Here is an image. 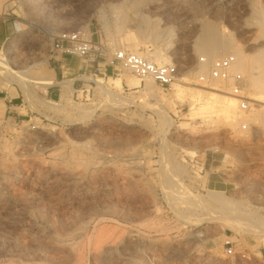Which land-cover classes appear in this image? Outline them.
Listing matches in <instances>:
<instances>
[{
  "label": "rangeland",
  "instance_id": "obj_1",
  "mask_svg": "<svg viewBox=\"0 0 264 264\" xmlns=\"http://www.w3.org/2000/svg\"><path fill=\"white\" fill-rule=\"evenodd\" d=\"M251 1L149 0L133 8L131 0H0L11 30L0 53L8 67L0 69V96L9 91L29 111L14 120L0 107V264H264V230L224 225L238 213L264 219V103L247 100L244 109L236 100L232 120L196 90L229 93L210 79L209 62L240 48L244 93L264 101V90L252 87L264 39L249 43L262 38L264 19L261 29ZM145 21L160 26L158 37L134 34ZM209 27L232 43L212 58L198 48ZM64 31L102 45L107 59H95L106 63L115 48L158 50L166 61H154L176 63L178 77L164 90L117 65L113 75L75 73V83L67 76L72 83L47 97L37 81ZM27 79L40 102L23 92Z\"/></svg>",
  "mask_w": 264,
  "mask_h": 264
},
{
  "label": "bare ground",
  "instance_id": "obj_2",
  "mask_svg": "<svg viewBox=\"0 0 264 264\" xmlns=\"http://www.w3.org/2000/svg\"><path fill=\"white\" fill-rule=\"evenodd\" d=\"M131 1H132V7L136 8L138 6H141L144 3V1L147 2L149 0H131ZM165 1L169 2L170 0H165ZM171 1H176V0H171ZM183 1L184 0H182V2ZM251 5L254 7V9H255L254 12L259 17L258 20H256L255 22H256L257 26L262 29L263 19H264L263 18V16H264V5H262L259 2V0H252L251 1ZM136 12L138 13V11H136ZM149 23H150L149 21H145V24H144L143 27H141L139 25L135 26L134 34H136V35H141V34L150 35L151 34V35H155V36L158 37L159 36L158 31L160 29V26L155 27V28H151V25ZM250 27H253V26H250ZM245 28L248 29V27H246V26H245ZM180 31L181 30H179L178 32L180 33ZM203 34L207 35L206 39L204 41V44L199 45L198 48L204 50L205 54H206V56L208 58H212L214 56H218V51L219 50L225 51L227 48L232 47V43L230 41H228L225 38H222V36H220V34H223V32L219 31L216 28L215 29L214 28H210V27L209 28H205L204 31H203ZM262 39H264V34H263L262 38L260 36L252 38L249 43L258 44V43H260L262 41ZM14 44H15V40H13L10 43L11 46L14 45ZM234 53L238 57L242 56V52H241L240 48H235ZM231 54H233V53H231ZM141 56H143V55H141ZM143 57L150 59L152 62H155L154 60H156V59L157 60L159 59L160 62H165L166 61L165 58L163 57V54L160 53L158 50H156L151 56L148 55V56H143ZM253 58H254V61H255V64H254V68L256 69L255 72L257 73L258 78H256V80H255L254 84L252 85V87L254 88V87L258 86V87H260L261 89L264 90V49L263 50H259V52H257L253 56ZM201 59H203V60H201ZM212 60H214V59H212ZM212 60H210L209 65L211 64ZM200 61H205V59L203 57H200ZM158 64H160V63H158ZM168 64H173V65H175L178 68V65L176 63H164V64H160V65H168ZM5 67H7V62H6V60L4 58L0 57V69L5 68ZM235 67H236V64H235ZM9 70H11V69L9 68ZM198 72H203V68H200V70H198ZM178 74H179V70H178ZM19 76H21V75H19ZM146 78H149V77H146ZM146 78H144V79H146ZM210 79L211 80H213V79L214 80H219L217 78L215 79V78H212V77H210ZM72 80L73 79H68V80H66L64 82V84L68 86V85H70L72 83ZM204 80H205V77H204ZM27 81H26L25 85H27ZM220 81H222L224 84L227 83V86H229V88H230V85H231L230 83H232V80H228V82H230V83L225 82L223 80H220ZM96 82L98 83V85L105 92H107L110 95L114 94V92L111 90V88L108 85H106V84H108V82L106 80H104L103 78L100 77V78L96 79ZM114 82H115V85H113V87H116V86L120 85V80L114 79ZM147 86H149V83L147 84ZM196 90L200 91L201 93H205L206 95L212 97V101H215L216 103L218 102L219 106L222 109H224L226 112L229 113V115L232 117V120L235 117V115L238 113L236 100L239 103L240 101H242L241 97H237V96H234L233 94H230L231 93L230 91H229V93L223 92L222 90H220L217 87H209V88L205 87L204 88V86H202V84L201 85L198 84L197 87H196ZM173 93H174V95L176 97H180V93H181L180 88H178V86H177ZM256 101L259 102V103L260 102L264 103V101L257 100L256 98H248V102L249 103H253V104H256V105H262V104L256 103ZM163 110H164V108H163ZM164 115L166 116L165 113H164ZM259 116L260 115H254L253 118L254 119L255 118H259ZM230 126H231V128H235L236 127L234 125V123H231ZM213 197L215 199L218 198V197H215V196H213ZM222 199L223 198H221V200ZM238 214H233V215L227 216L225 218L224 225L229 227V228H231L232 230H234L236 232H242V231L248 230V229H250L252 227H253L254 230H255V228L262 229V231L264 230V219L262 217L258 216V217H256L257 219H252L251 217H248L247 215L244 216V217H241V216H238ZM242 215H244V214L242 213Z\"/></svg>",
  "mask_w": 264,
  "mask_h": 264
},
{
  "label": "built area",
  "instance_id": "obj_3",
  "mask_svg": "<svg viewBox=\"0 0 264 264\" xmlns=\"http://www.w3.org/2000/svg\"><path fill=\"white\" fill-rule=\"evenodd\" d=\"M9 17L10 13L8 12L0 13V24L8 23ZM2 50L3 46H1L0 53ZM53 50L65 55L87 59H95V56L103 57L105 60L107 59L104 55L106 54L104 47L94 43L91 38L87 37L81 31H64L55 35L53 37ZM109 64L114 70L113 74L116 73V66L119 65L141 79L146 77L153 79L164 90L169 89L178 77V68L175 65H160L138 53L123 48L114 49L111 53ZM235 64L236 58L231 53L212 60L210 64V77L225 82L232 80V83H230L231 94L241 97V107L247 109L248 105L246 102L248 97L245 95V88L243 87L245 78L236 69ZM201 80H204V77H201ZM228 253L232 254L233 249L229 248Z\"/></svg>",
  "mask_w": 264,
  "mask_h": 264
},
{
  "label": "crops",
  "instance_id": "obj_4",
  "mask_svg": "<svg viewBox=\"0 0 264 264\" xmlns=\"http://www.w3.org/2000/svg\"><path fill=\"white\" fill-rule=\"evenodd\" d=\"M8 24L9 23L0 24V50L1 46L4 48L5 41L11 36V30ZM82 59L77 56L65 55L60 52L53 51L49 58L50 67L48 73L44 74V77L37 81V83L46 85L43 95L53 97L62 89V85L66 81L67 76L74 77L73 83H75V81L79 78L75 77V73L80 75L83 72L87 73L89 71H93L95 74L101 73L104 75H113L114 70L109 63H106V61L92 58ZM27 80L28 86L22 85L23 92L30 98L34 96V98L40 102L42 98L39 97V95H37L32 89V86L30 85L31 80ZM0 107L5 109V115L8 118H12L14 120L29 115V111H27V113H22L21 109H23V104L18 101L16 96L11 95L9 91H5V93L0 96Z\"/></svg>",
  "mask_w": 264,
  "mask_h": 264
}]
</instances>
